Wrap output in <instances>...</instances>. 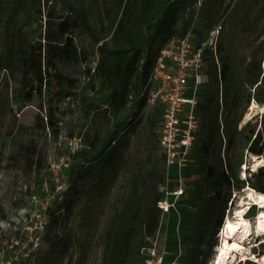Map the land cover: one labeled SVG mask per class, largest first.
<instances>
[{
  "label": "rangeland",
  "instance_id": "1",
  "mask_svg": "<svg viewBox=\"0 0 264 264\" xmlns=\"http://www.w3.org/2000/svg\"><path fill=\"white\" fill-rule=\"evenodd\" d=\"M12 2L0 0V60L7 50ZM30 2L32 22L24 29L28 48L0 64V264H103L107 233L127 203L137 213L130 219L134 233L125 264H141L152 237L146 225L156 214L155 231L163 224L161 234L179 264H212L223 239V229L215 233L217 220L223 210V225L229 213L234 216L248 189L239 192L238 186L245 179L255 182L252 174L259 168L248 150L256 135L264 145V114L242 127L254 101L264 106V0H188L171 36L192 30L194 47L205 48L201 74L207 83L191 81L186 94L196 99V108L184 107L173 133L164 108L142 109L119 136L108 122L110 91L94 74L102 44L96 45L92 34L106 37L104 29L110 27L103 1ZM83 14L91 31L83 25L74 38L89 60L62 66L78 80L73 96L62 99L56 88H44L42 96L27 103L24 61L44 58L57 25ZM23 22L22 15L16 27ZM169 39L157 37L148 56ZM106 42L114 50L111 38ZM214 63L218 72L229 66L226 81H211ZM226 164L238 178L236 187L229 200L225 192L216 200L215 176ZM64 201L74 203L70 211L60 210ZM161 203L169 207L168 214ZM259 210L252 207L247 215L252 225ZM53 212L60 216L57 227L50 225ZM260 240L255 233L246 246L264 254V237ZM238 257L235 264L248 261Z\"/></svg>",
  "mask_w": 264,
  "mask_h": 264
},
{
  "label": "trees",
  "instance_id": "2",
  "mask_svg": "<svg viewBox=\"0 0 264 264\" xmlns=\"http://www.w3.org/2000/svg\"><path fill=\"white\" fill-rule=\"evenodd\" d=\"M103 14L109 19L110 27L104 29L105 35L97 37L92 34L96 45L102 44L98 52L100 59L94 74L102 80L103 86L110 91L107 112L110 131L119 136L136 120L144 107V98H140L141 89L147 83L153 61L156 57H149L148 52L159 36L164 39L171 38V30L175 26L179 12L185 8L188 0H102ZM5 36L7 42L6 53L0 60V64L12 61L28 48V41L24 37V29L31 24L32 4L30 0H13L8 8ZM24 16V22L16 27V23ZM91 31L86 14L77 20L68 18L57 25L56 32L49 37L47 55L42 58H34L24 61L22 65L23 82L26 89L23 99L30 103L36 95H43L44 88H56L62 99H70L73 90L78 85V80L64 72L62 66L71 64L83 65L88 62L89 54L77 46L74 32L82 26ZM149 39H145L147 35ZM112 40L111 45L106 42ZM211 81H226L229 66L224 64L220 72L214 63L210 69ZM91 73V70H88ZM26 83V84H25ZM133 104L129 106L130 97ZM208 99L212 103L214 99ZM47 124L52 127L51 117H46ZM45 119L41 122L45 125ZM217 122H214L216 124ZM218 125V123H217ZM249 153L258 157H264V145L259 135H256L251 143ZM257 174V175H256ZM255 182L248 179L243 181L241 189L254 188L264 195V167L252 174ZM237 176L228 164L223 166L215 176L214 199L219 200L220 194L225 192L227 200L231 197L232 189L236 187ZM245 183L248 184L247 187ZM245 186V187H244ZM74 203L64 201L61 209L70 211ZM59 210V211H60ZM58 211V212H59ZM58 212L50 215V225L57 227L60 222ZM137 213L132 203H127L123 212L114 218L106 236V249L103 264H125L130 244L133 239V227L130 219ZM224 210L216 223L215 233L223 228ZM158 224V214L153 221L147 223V234L153 236ZM264 247V245H263ZM142 262V261H141ZM196 264V262H191ZM245 264H257L247 261Z\"/></svg>",
  "mask_w": 264,
  "mask_h": 264
},
{
  "label": "built area",
  "instance_id": "3",
  "mask_svg": "<svg viewBox=\"0 0 264 264\" xmlns=\"http://www.w3.org/2000/svg\"><path fill=\"white\" fill-rule=\"evenodd\" d=\"M193 38L192 30H188L181 37H171L166 46L157 53L148 81L141 89L140 98H144L143 109L164 108L170 133L175 131L177 116L183 112L184 107L191 105L194 109L197 106L196 99L186 97L191 81L195 80L197 86L207 83L201 74L205 48H195ZM132 104L131 96L129 106ZM181 143L188 146L186 140ZM163 145L166 146V142H163ZM176 145L181 147L180 142ZM162 205L163 203L160 208L164 214H168L169 207ZM161 226L163 224L160 229ZM160 229L148 239V246L143 248L141 264H179V259L171 253L168 239L162 236Z\"/></svg>",
  "mask_w": 264,
  "mask_h": 264
},
{
  "label": "bare ground",
  "instance_id": "4",
  "mask_svg": "<svg viewBox=\"0 0 264 264\" xmlns=\"http://www.w3.org/2000/svg\"><path fill=\"white\" fill-rule=\"evenodd\" d=\"M261 114H264V106H259L254 101L250 105L249 112L242 122V127L248 125L256 116ZM252 156L253 159H257L255 169H260L261 164L264 163V158ZM239 202L240 204L235 211V215L232 216V213H229L227 216L222 233V246L212 264H228L227 259L231 257L235 258L237 252L241 253L244 259L257 264H264V254H259L258 251L252 252L249 248L251 244L248 247L246 246L248 239L251 240L254 233L260 234L264 231V195L250 187L245 192V195H242ZM253 204L260 207L258 212L259 217L254 225H252L246 215L248 208ZM248 236L250 237L247 238Z\"/></svg>",
  "mask_w": 264,
  "mask_h": 264
}]
</instances>
